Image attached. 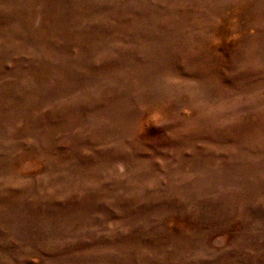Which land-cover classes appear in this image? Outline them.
Instances as JSON below:
<instances>
[{
  "label": "rangeland",
  "instance_id": "1",
  "mask_svg": "<svg viewBox=\"0 0 264 264\" xmlns=\"http://www.w3.org/2000/svg\"><path fill=\"white\" fill-rule=\"evenodd\" d=\"M0 264H264V0H0Z\"/></svg>",
  "mask_w": 264,
  "mask_h": 264
}]
</instances>
